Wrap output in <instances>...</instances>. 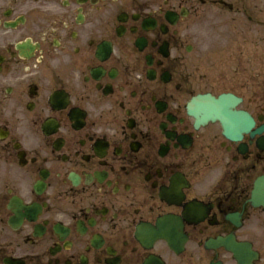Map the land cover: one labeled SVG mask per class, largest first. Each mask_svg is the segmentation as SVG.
<instances>
[{"label":"flooded vegetation","instance_id":"af4514ba","mask_svg":"<svg viewBox=\"0 0 264 264\" xmlns=\"http://www.w3.org/2000/svg\"><path fill=\"white\" fill-rule=\"evenodd\" d=\"M0 264H264V0H0Z\"/></svg>","mask_w":264,"mask_h":264},{"label":"water","instance_id":"95a60500","mask_svg":"<svg viewBox=\"0 0 264 264\" xmlns=\"http://www.w3.org/2000/svg\"><path fill=\"white\" fill-rule=\"evenodd\" d=\"M231 97H221L219 100H216L210 96L199 97L194 101V106L190 107V113L198 118L201 124H205L209 121H216L220 119L224 124L225 130L227 131H240L243 128L239 127V116L242 114H233L230 110L229 102H231ZM243 123L249 126L250 122L247 118L243 117Z\"/></svg>","mask_w":264,"mask_h":264},{"label":"rangeland","instance_id":"374dc122","mask_svg":"<svg viewBox=\"0 0 264 264\" xmlns=\"http://www.w3.org/2000/svg\"><path fill=\"white\" fill-rule=\"evenodd\" d=\"M212 14L210 19H206L204 23L203 43L205 52L210 58L208 66H214V73L216 74V22L214 21L216 16L214 12Z\"/></svg>","mask_w":264,"mask_h":264}]
</instances>
